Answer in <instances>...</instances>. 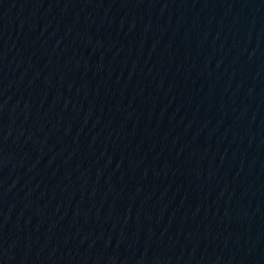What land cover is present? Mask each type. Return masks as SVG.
I'll return each mask as SVG.
<instances>
[{
	"label": "water",
	"instance_id": "95a60500",
	"mask_svg": "<svg viewBox=\"0 0 264 264\" xmlns=\"http://www.w3.org/2000/svg\"><path fill=\"white\" fill-rule=\"evenodd\" d=\"M0 264H264V0H0Z\"/></svg>",
	"mask_w": 264,
	"mask_h": 264
}]
</instances>
